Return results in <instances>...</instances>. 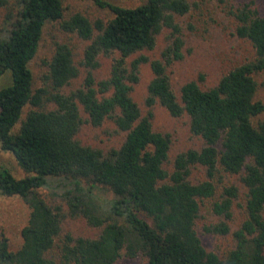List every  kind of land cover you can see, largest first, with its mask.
Here are the masks:
<instances>
[{
    "label": "trees",
    "instance_id": "obj_1",
    "mask_svg": "<svg viewBox=\"0 0 264 264\" xmlns=\"http://www.w3.org/2000/svg\"><path fill=\"white\" fill-rule=\"evenodd\" d=\"M89 1L108 9L112 18L91 24L77 13L65 19L60 0H0V82L10 75V83L0 88V148L25 173L16 179L1 171L0 195L19 197L29 210L17 251L9 250L0 232V264H116L122 257H142L145 264H264V123H252L264 112V104L254 100L253 78L264 73V13L247 4L234 13L235 33L251 45L252 61L232 68L210 89H201L196 81L184 84L177 99L166 68L183 58L175 17L189 12V1L145 0L134 8ZM48 23L87 42L82 56L87 73L81 87L67 95L61 90L78 70L70 49L59 43L45 62L43 87L33 90L29 64ZM163 29L172 39L163 61L144 55L128 61L152 50ZM113 54L118 57L108 78L96 81L92 72L98 57ZM146 63L153 75L146 106L159 104L175 118L185 114L190 133L203 142L200 150L177 155L170 174L164 169L169 137L153 130L151 113L141 117L131 98ZM48 104L53 108H44ZM26 106L33 109L22 118ZM79 107L91 126L109 120L116 132L124 133L121 146L104 154L81 145ZM195 165L205 170L199 183L187 179ZM224 176L238 177L245 189L242 198L233 184H221L218 193ZM48 179L61 181L66 214L39 193ZM97 189L112 198H99ZM208 199L213 200L212 212L225 219L235 202L242 201L243 218L231 233L234 246L222 257L206 251L197 234L201 205ZM103 210L108 217H102ZM65 216L82 217L88 226L102 229L94 239L66 235L56 262L48 253ZM206 230L229 233L225 223Z\"/></svg>",
    "mask_w": 264,
    "mask_h": 264
},
{
    "label": "rangeland",
    "instance_id": "obj_2",
    "mask_svg": "<svg viewBox=\"0 0 264 264\" xmlns=\"http://www.w3.org/2000/svg\"><path fill=\"white\" fill-rule=\"evenodd\" d=\"M111 4L134 8L145 0H104ZM190 10L183 16H176L175 22L179 27V36L182 41L181 52L183 58L172 62L166 68V73L170 80L173 93L179 99L180 88L191 81H196L198 86L207 90L217 85L223 75L232 68L241 64L250 62L254 59V52L248 41L240 39L236 33V20L234 13L244 5L257 9L264 13V0H188ZM63 6V17L67 19L73 14H81L91 24L95 21L106 22L112 18L108 9H101L89 0H60ZM4 15V9L0 8V24ZM172 42L170 31L163 29L155 39V45L152 50L141 51L138 55H144L149 60L163 61V53ZM55 43L66 45L71 53L75 67L78 70L76 78L72 79L62 90V94H69L80 88L87 70L82 66L83 51L87 45L86 41L81 40L76 34H67L60 30L58 23H48L44 26L41 39L39 41L37 53L29 64L32 73L33 90L43 87V77L47 73L45 62L50 60L54 53ZM117 54L110 56L100 55L98 57L99 66L94 70L93 77L96 81L108 78L112 60L117 58ZM153 78L149 64L140 66L139 82L133 87L131 98L140 110L141 117H146L151 113V124L155 132L168 136L170 148L167 160L164 163V169L170 174L173 171L174 159L177 155L187 150H200L203 146L202 140L190 133L189 119L185 114L180 117H172L159 104L147 107L145 100L147 97V86ZM256 83V92L254 100L264 104V73H258L253 76ZM10 83V75L6 73L0 82V88ZM46 109H52L48 104ZM33 109L26 106L23 109L22 118ZM81 126L77 134V139L81 145L100 150L106 154L110 149H118L124 141L125 134L116 132L114 125L109 121L103 122L98 127H93L88 122V117L81 107H79ZM264 123V112L252 120L254 126L258 123ZM17 128V127H16ZM9 172L14 178L19 179L25 176V173L18 166L15 158L10 152L3 151L0 148V172ZM191 183H199L205 180V170L203 167L195 165L190 168L187 177ZM218 179V178H217ZM50 182L48 187L39 189V193L50 205L62 207L64 214L67 213V205L60 197L62 186H59L60 180ZM222 183H217L218 193L221 184H233L239 192L240 198L245 193L238 177L224 176L220 179ZM54 193V194H53ZM99 198L109 200L112 198L110 193L105 190H96ZM217 195V191H216ZM99 201L98 204H100ZM241 200L236 201L231 217L225 219L222 216L215 215L212 212L213 200H206L200 209L199 219L197 221V234L200 237L203 247L206 251L222 257L228 250L233 248L234 242L231 236L240 225L243 218V210L240 207ZM104 204V202H103ZM109 214V213H108ZM105 210L102 211V217L109 215ZM29 210L25 203L19 197H4L0 195V232L8 240L9 250L17 251L22 245L21 230L28 219ZM122 220H120L121 222ZM225 223L229 228V233L219 235L208 232L206 228ZM61 231L56 239L55 247L48 253V257L58 262V246L60 241L66 235L71 238H97L102 228L90 227L82 217L71 218L65 216L60 224ZM142 257L127 258L122 257L116 264H145Z\"/></svg>",
    "mask_w": 264,
    "mask_h": 264
}]
</instances>
